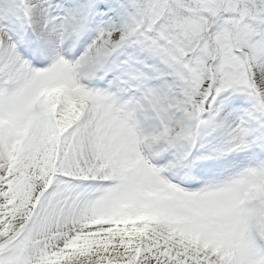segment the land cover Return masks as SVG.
Here are the masks:
<instances>
[{
  "label": "snow or ice",
  "instance_id": "snow-or-ice-1",
  "mask_svg": "<svg viewBox=\"0 0 264 264\" xmlns=\"http://www.w3.org/2000/svg\"><path fill=\"white\" fill-rule=\"evenodd\" d=\"M0 264H264V0H0Z\"/></svg>",
  "mask_w": 264,
  "mask_h": 264
}]
</instances>
